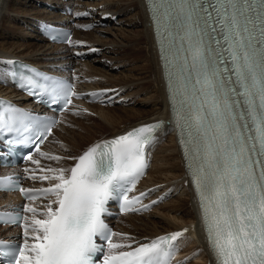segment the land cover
I'll return each instance as SVG.
<instances>
[{
	"label": "snow or ice",
	"instance_id": "snow-or-ice-1",
	"mask_svg": "<svg viewBox=\"0 0 264 264\" xmlns=\"http://www.w3.org/2000/svg\"><path fill=\"white\" fill-rule=\"evenodd\" d=\"M150 3L175 122L216 262L264 264V0ZM57 89L65 108L78 97L70 83L59 82ZM57 123L41 136L47 139ZM161 126L134 128L69 157L75 161L70 167L41 168L43 175H33L49 186L18 190L29 201L47 203L26 204L23 212L31 215L16 218L23 244L10 264H172L175 242L188 229L133 246L132 237L113 232L104 219L114 198L123 201L125 213L140 210L136 205L147 193H127L144 175L146 149ZM36 151L64 159L39 146Z\"/></svg>",
	"mask_w": 264,
	"mask_h": 264
},
{
	"label": "bare ground",
	"instance_id": "bare-ground-1",
	"mask_svg": "<svg viewBox=\"0 0 264 264\" xmlns=\"http://www.w3.org/2000/svg\"><path fill=\"white\" fill-rule=\"evenodd\" d=\"M10 2H11V0H0V30L3 26V23L6 22L7 19H11V17L8 15V11L10 10V6H11ZM129 3H130V5H128V6H137L138 9L140 10L137 17H139V21L143 24L142 32H144L145 35H141L140 33L137 34L136 38L134 39V40H136L134 42L135 45L132 46V49H133V52L136 51L138 53L140 58L147 57V59H148L147 64L151 68V73L153 72V74L155 76L154 81H156V83H154L153 81L144 83V86H146L147 89L149 90V92L152 93L151 95H149L150 97H148L149 99H147V101L149 100L151 102V105L153 106V108L151 111H148V112L135 110L134 108L131 110V112H129L130 110H128V112H126V113L132 114V117L134 119L125 121L124 122L125 127H121L123 124H121L120 127H114L112 132L114 134H116L115 132L121 134L123 132H126V131L142 124V123H146L148 121H152V120H156V119H160V118L167 120L165 127L162 129L161 133H159L154 138L153 142L149 146V149H150L149 155H150V159H151V166L148 170L147 176L142 181V186L144 189L149 190V186H151V185H149L150 182L154 181V185L156 186L157 190H149L150 196H152V197H159V196L163 197V194H166V195L171 194V196L176 195L175 197H178V198H176L174 201L162 203L160 206L156 207L154 211H151V212H148L145 214H139L136 216L132 215V214L122 215L119 219L116 220L117 230H118L117 233L120 232V228L122 227L123 230H125L127 232L126 233L127 235H129L132 238L135 237V238H133V241L134 240L146 241V240H150V238H154L155 236L162 234L164 232H173V231L183 230L186 226H189L190 227L189 234L183 235L180 238V240L177 242L176 249L179 252V256H178L179 259L174 264H177V263L181 264L183 262L188 263L189 259L190 260H193V259L196 260V262H194L192 264H216V262H215L216 258L214 256V254L212 253V251L209 247V244L206 242L205 237H204V233L202 231L201 220H200V215H199V210H198V204H197L195 196L193 194L194 192H193L192 186L190 184V179H189L188 174H187L185 159H184L183 155L181 154V151H180V148L178 145V136H177V132L175 130V126L173 124V122H174L173 121V112H172V108L170 105L169 95L167 93L166 82H165V78H164V74H163V67L161 65L160 54H159V51H158V48L156 45L152 21H151V18L149 16V11L147 9L146 1L145 0H136V1L130 0ZM105 4H107V3H105ZM96 5L100 6V5H102V3H99V4L95 3V6ZM76 9L78 11L88 10L87 7H79V8L76 7ZM110 9H107V7H104L102 9L95 10L94 12H92V14H93V16L91 17L92 22H96V21L104 22L108 16V12H110ZM111 11H112V9H111ZM117 11H119V10H117ZM20 13H23L22 10L20 11ZM88 22H91V21H88ZM75 34H76L75 37L77 39L80 38L81 42H84V43L90 42V43L96 44V46L92 45V48L93 47L99 48L97 46H99L98 43H100V42L95 37H92L91 34L86 33L87 34L86 37H82V38L79 37V32H77ZM1 38H3V36H0V39ZM101 42L103 44V42H105V41H103V39H102ZM142 42L146 43L145 47L141 46ZM14 46H15V44L7 45V44L0 43V68H1V66H3L4 70H5V72H3V70H0V78L1 79L8 72V69H7V67H8L7 64L9 62L8 60H10L11 58H13L15 56L20 57L24 60L30 61L34 64L39 65L40 67H44L47 69V68H49V66L52 65V63L53 64L54 63L60 64V62H61L60 59H58L56 61H52L50 63L49 61L47 62L44 60L31 59V57H34L33 54L35 55L36 52H40L42 50V54L44 53V55H45L46 54L45 52L47 50H52V51L55 50V51H57L56 55L59 56L61 52H65V57H67L66 59L68 60V62H71V59L69 57H70V55L71 56L73 55L70 53L71 52L70 50H64V49H66V46H54L53 45L49 48L43 49V46H41L40 44L29 43V44H26L24 51H22V52L21 51H15V49H13ZM123 48L117 49L116 52L117 51L118 52L125 51L126 49H123ZM132 49H131V51H132ZM85 50H87V49L82 48V49H79L77 51L83 52ZM91 52H92V50H91ZM125 52H127V51H125ZM149 54H150V56H148ZM117 56H119V55H117ZM82 67H83V69H81L82 71H80V72L86 73V76L88 77L87 79L92 78V75L90 76L89 73L93 72V71L87 72V70L93 69L91 64L88 65L87 63H84L82 65ZM94 70L97 71V69H94ZM140 70H142V72L146 73L147 68L143 67V64H142ZM131 71H132V69H131ZM93 73L96 74V73H98V71L96 73L95 72H93ZM82 77H84V75ZM128 77H127V79H128ZM145 77L149 78L148 76H145ZM145 77H143V78H145ZM104 78H105V75H104ZM122 80L123 81H121V82L123 83L126 80V77H125V79L123 78ZM128 81H130V80H126V82H124L125 83L124 85H128L127 84ZM100 82L91 83V84L87 83L86 86L91 88V89H93V88L108 89L109 88L108 85H105L106 81H103L104 85H101ZM106 83H109V82H106ZM122 83H121V85H122ZM114 87H116V86H114ZM11 90L12 89L9 87L0 86V97L10 98L12 96H16L15 92L13 90L12 91ZM78 104L84 105L85 108L88 110L93 109L95 112H98L99 114L104 113L103 112L104 109H102L98 105V104H100L99 102L92 103V104H86V103L78 102ZM73 106H75V105H73ZM73 106L69 110H67L66 112H64L62 114L61 122L55 127V129H53L52 134L49 136V141H46V143L44 144V150L52 151V148L50 147V145H51V139H53V135H56L57 132L60 131L59 129L65 128L67 131V134L64 135L62 140H63V142H65L64 146L65 145L68 146V144L70 143L69 146H71V148H68L69 150H67V148H65L66 146L63 147L62 144H60L58 146L56 145L57 151H53V153H54L53 155H58V156L64 157V159H62L60 161H54V160H51L48 158V160H49V162H47L48 164L46 163L45 165H43L42 168H58V167L67 168V167H70L72 165V163L75 161L73 159H69V157H78L88 147H90V145H92L95 142L94 141L92 143H89L90 142L89 140H91L92 138H95L94 136L93 137L90 136L92 138L91 139L88 138L89 139V140H87L88 142H85L83 140L84 134L87 133L86 129L78 132V130L76 129L75 126H71V127L66 126V124L64 122L65 117L69 116L68 112L73 108ZM98 110H100V111H98ZM90 116H88V118H90ZM102 117L105 118L106 121L110 119V118H107L105 115H102L101 118ZM170 131L173 133V135L170 138H168L169 140L167 141L166 145L164 144L165 146H160L161 149H159L160 151L158 152L157 151V144L159 146L160 143H163L166 139L167 133H169ZM113 133H112V135H114ZM119 134H117V135H119ZM54 147L55 146H53V148ZM32 156H34L33 160H35V158H37L39 156V153L36 152ZM30 163H29V165L31 166ZM36 172L42 173L40 170H38ZM153 178H154V180H153ZM159 189H161V190H159ZM169 190H172V192H170ZM10 197H13V194L0 193V200L7 199ZM34 203L37 204V203H40V201L34 202ZM132 217H134V218L135 217H137V218L147 217V218H140L141 219L140 222L133 221L132 219H131V221L124 220L125 218H132ZM140 230L145 232V234H143V235L137 234V232ZM2 232H13V230L7 229V228H2L0 226V233H2Z\"/></svg>",
	"mask_w": 264,
	"mask_h": 264
},
{
	"label": "rangeland",
	"instance_id": "rangeland-1",
	"mask_svg": "<svg viewBox=\"0 0 264 264\" xmlns=\"http://www.w3.org/2000/svg\"><path fill=\"white\" fill-rule=\"evenodd\" d=\"M50 1L51 0H11L10 10L8 11V15L11 17V19H7V21L3 23V26L0 30V36H3V38L0 39V43L7 45L15 44L13 49H15V51H21V52L24 51L26 44L29 43L40 44L41 46H43V49L53 46V45L49 46V44H46L44 42V39L43 41H41L38 38L35 30L33 32V29L30 28L33 27V24L38 22V20L40 19L53 18L54 15L50 14L47 8L42 5V3L44 2H50ZM128 1L130 2V0H73V2H75V4L78 6L77 8L79 7L88 8L90 12V17L87 19V21L92 22L91 20V17L93 16L92 12H94L95 10H99L104 7H107V9L111 8L112 11L110 9V12H108V16L104 22L96 21L95 22L96 27L91 31L89 32L76 31V33L79 32V37L81 38L86 37L87 35L86 33H88L91 34L92 37H95L100 43H98L99 46H97L99 48L96 47L92 48V45L96 46V44L90 42L85 43L87 45L84 46L85 49L87 50L90 49L89 51L95 49L96 51H92L91 53H89V55L84 56V59H79V58L77 59L73 55L72 56L70 55L69 57L71 59L70 63L73 65V67L76 68V71L78 73L83 74L85 78H88L86 76V73L80 72L82 71L81 69H83L82 65L84 63H87L88 65L91 64L93 69L87 70V72L93 71L96 73L98 71L99 74L98 73L94 74L93 72H90L89 74L90 76L92 75V78H90L89 80L87 79L89 82L88 84L97 83L101 81L100 82L101 85H104L103 81H106L109 83L105 82V85H108L110 89L111 88L116 89L115 92L119 91L121 93L119 100L118 101L116 100L117 102L115 101V103L113 104H98L102 109H104L103 112L105 114L104 113L99 114L98 112H95L93 109L88 110L85 108L84 105H77L73 107L71 111L68 112L69 116L65 117L64 120L66 126L67 127L75 126L78 132L86 129L87 133L85 132L86 134H84L83 136L84 137L83 140L85 142H88L87 140L91 139L93 136L95 138L89 140L90 141L89 143H92L94 141L96 142L98 140L119 134L117 132H115L116 134H114L112 132L113 128L120 127L121 124H123L121 127H125L124 124L125 121L134 119L132 117V114L126 113L128 112V110H130L129 112H131V110L134 108L135 110L148 112L151 111L153 108L151 102L149 100H148L149 102L147 101V99H149L148 97H150L149 95H151L152 93L149 92L146 86H144V83L151 81L156 83V81H154L155 76L153 72L151 73V68L147 64V60H148L147 57L140 58L138 53L136 51L133 52L132 49V46L135 45L134 42L136 40L134 39L136 38L137 34L140 33L141 35H145V33L142 32L143 24L139 21V17H137L140 10L138 9L137 6H128L130 5ZM95 3L98 4L102 3V5L95 6ZM21 10L23 13H20ZM102 39L103 41H105L103 42V44L101 42ZM144 43L145 42H142L141 46L145 47L146 43L145 44ZM54 46H60V45H54ZM121 48L126 49L125 51L127 52L125 51L116 52L117 49H121ZM66 50L69 49L67 48ZM56 52L57 51L55 50L53 51L47 50L45 52L46 54L44 55V53L42 54V50H41L40 52H36L35 55L33 54L34 57H31V59L44 60L47 62L49 61L50 63L58 59H60L64 63L68 62V60L66 59L67 57H65V52H61L59 56L56 55L57 54ZM70 53L72 54V52ZM54 56L57 57L55 58ZM148 56H150V54ZM142 64L143 67L147 68L146 73L140 70ZM94 69H97V71ZM0 70H3V72H5L3 66H1ZM145 76H148L149 78ZM125 77L126 80L131 81V82L128 81L127 83L128 85H124L125 84L124 82H126V80L123 83L121 82L123 81L122 80L123 78L125 79ZM0 86H3L2 82H0ZM102 115H105L107 118L110 119L106 121L105 118L103 117L101 118ZM88 116H90V118H88ZM59 130H60L58 131L59 133L57 132V134L53 136V139H51L50 147L52 148V151L45 150L44 153L53 155L54 154L53 151H57L58 145L62 144L63 147L66 146V145L64 146L65 142H63L62 139L64 135L67 134V131L65 128H61ZM112 133L114 135H112ZM172 135L173 133L170 131L169 133H167L165 141L163 143H160L159 146L157 144L158 152L160 151L159 149H161L160 146H165L167 144V141L169 140L168 138H170ZM69 145L70 143L68 144V146L65 147L67 148V150H69L68 148H71V146ZM53 146L55 147L53 148ZM35 160L40 161V164L37 165V167H39L40 169L42 168L41 165H45L47 162H49L48 158L41 155L35 158ZM31 165L36 166L35 164H31ZM149 185H151L152 189L154 188V190H157L156 186L154 185V181L150 182ZM169 191L172 192V190ZM175 196L176 195L171 196V194L168 195L163 194L164 200L162 203L174 201L176 198H178ZM140 218H147V217H140ZM140 218L132 217V218H125L124 220L131 221L132 219L133 221L140 222L141 221ZM119 233L126 234L127 232L123 230V228L121 227ZM137 234L143 235L145 234V232L140 230L137 232ZM117 239L119 240L120 238L117 237ZM194 262H196L195 259L193 260L189 259L188 263L183 262V264H192Z\"/></svg>",
	"mask_w": 264,
	"mask_h": 264
}]
</instances>
